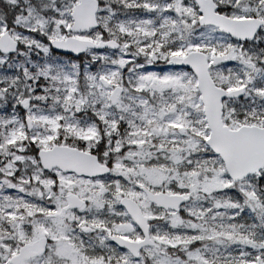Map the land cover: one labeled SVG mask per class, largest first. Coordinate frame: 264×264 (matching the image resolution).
<instances>
[{
    "label": "snow or ice",
    "instance_id": "snow-or-ice-1",
    "mask_svg": "<svg viewBox=\"0 0 264 264\" xmlns=\"http://www.w3.org/2000/svg\"><path fill=\"white\" fill-rule=\"evenodd\" d=\"M0 264H264V0H0Z\"/></svg>",
    "mask_w": 264,
    "mask_h": 264
}]
</instances>
